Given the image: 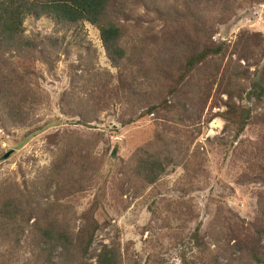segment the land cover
Segmentation results:
<instances>
[{
  "label": "rangeland",
  "instance_id": "rangeland-1",
  "mask_svg": "<svg viewBox=\"0 0 264 264\" xmlns=\"http://www.w3.org/2000/svg\"><path fill=\"white\" fill-rule=\"evenodd\" d=\"M107 12L125 40L144 34L164 66L166 87L175 84L186 52L202 45L224 50L182 79L177 95L164 97L185 105L176 109L179 117L156 112L126 125L118 120L126 116L121 104L96 110L93 120L59 106L85 58L102 76L118 74L94 26L84 24L90 52L74 47L52 65L42 49L35 60L13 53L11 71L42 101L25 122L0 118V196L22 202L19 221H27L20 238L4 237L16 238L17 249L0 239V264H44L37 230L57 217L73 232L97 223L87 264H96L104 247L117 251L119 264H264V93L253 87L264 86V0H111ZM53 29L46 16L24 22L31 37ZM227 92L250 109L238 136L227 118ZM155 159L162 167L150 180L148 161ZM196 229L203 248L192 240ZM61 258L60 248L49 257Z\"/></svg>",
  "mask_w": 264,
  "mask_h": 264
},
{
  "label": "trees",
  "instance_id": "trees-1",
  "mask_svg": "<svg viewBox=\"0 0 264 264\" xmlns=\"http://www.w3.org/2000/svg\"><path fill=\"white\" fill-rule=\"evenodd\" d=\"M110 1L0 0V118L14 125H17V122H25L35 113L42 101L41 95L37 92L26 91L22 77L11 71L9 60L13 57L12 54L15 53L24 60L33 58L35 60L36 51L40 52L42 49L41 58L45 63L52 65L60 58V53L66 58L69 57L74 47L85 50V53L90 52L92 47L84 31L86 23L98 30L105 55L110 65L118 70V74L102 76L103 73L93 67L91 56L85 58L81 73L70 75L71 83L73 82L75 87L66 93L59 103L62 110L67 109L69 111L67 113L71 116L93 120L97 111L112 110L116 105L121 104L124 106L122 114L126 115L118 119L122 125L156 112H170L180 116L176 109H184L185 105L179 101L168 104L164 97L167 94L177 95L179 92L177 84L190 72L196 71L197 65L207 62L210 56L223 51L224 46L214 48L202 45L200 49L195 48L186 52L182 55L183 70L178 73L177 79L174 80L175 84L166 87L160 74L164 66L160 67L155 63V55L147 47L143 39L144 34L143 37L130 35L125 40L126 33L123 28L108 16ZM29 16L48 17L53 22V31L42 37L25 35L24 22ZM173 51L176 49L174 48ZM171 64L174 65L175 62L171 61ZM200 78L201 74L198 75L197 82L201 81ZM253 87L264 93V86L261 83L254 82ZM251 93L252 90L249 94ZM228 95L230 100L226 103L229 110L227 118L235 123L236 136H238L248 123L250 109L236 106L231 101L232 94L228 93ZM239 97L242 99V96ZM134 109L141 111L135 117H133ZM184 115L189 116L188 113ZM80 121L86 122L83 119ZM148 162L149 179L153 180L162 164L156 159ZM25 212L22 202L17 204L8 194L0 196V224L6 221L7 227L10 228L5 234L3 230L0 231V239L11 250L17 249L19 245L16 238L22 236L24 224L27 223L19 220L25 217ZM96 228L97 223L91 221L85 230L73 232L65 217L53 218L51 223L37 230V235L44 244L42 247L46 260L44 264H87L84 262V257ZM6 235H15V241L8 243L4 239ZM191 237L196 246L204 247L197 229ZM57 248H60L62 258L58 262H52L49 257ZM2 260L4 262L3 258ZM96 264H119L117 251L104 247L97 255Z\"/></svg>",
  "mask_w": 264,
  "mask_h": 264
}]
</instances>
